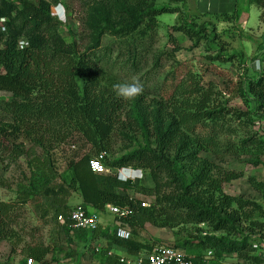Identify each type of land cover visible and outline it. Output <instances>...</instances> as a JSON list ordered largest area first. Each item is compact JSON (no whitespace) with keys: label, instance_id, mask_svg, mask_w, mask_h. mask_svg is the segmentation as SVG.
Returning a JSON list of instances; mask_svg holds the SVG:
<instances>
[{"label":"trees","instance_id":"obj_1","mask_svg":"<svg viewBox=\"0 0 264 264\" xmlns=\"http://www.w3.org/2000/svg\"><path fill=\"white\" fill-rule=\"evenodd\" d=\"M51 1L56 0H0V18H5L4 32L0 33V91L10 94L9 99L0 101V111L4 114L0 117V138L21 133L33 144L43 145L47 139L45 134H50L48 142L51 143L65 141L76 133L94 148V156L82 154L67 161L69 176L63 183L42 185L41 194L55 221L59 213L68 215L72 206H69L67 197L77 190L80 203L90 212L103 214L106 204L132 210L119 218L113 216V220L130 228V238H118L110 225L107 228L114 244L129 255L149 251L154 245L132 239V227L142 228L146 222L157 227L202 224L207 226L208 232L201 231L194 236L203 250L212 249L218 258L234 253L240 261L218 264H264V256L257 253L261 243L253 242L254 238L264 236L263 206L225 192L223 183L242 174L227 172L218 176L214 173L217 165L200 155L201 151H207L219 160L227 154L252 152L264 155V46L260 54L263 70L256 77L245 75L228 88L229 93L234 92V98L242 100L244 108H211L208 106L209 93L199 84L176 95L175 89L165 93L167 80L161 82L159 99L152 100L156 104L154 118L159 124L153 134L154 145L107 160L111 168L130 164L145 169L153 183L145 188L131 179L121 181L114 174L92 171L89 166V160L105 150L115 126L122 123L120 116L124 102L115 89L103 83V66L108 65L111 70L116 63L121 67L129 64L135 70L141 63L140 57L152 44L151 34L148 35L149 41L145 42L146 33L157 27V18L162 14L176 13L180 20L171 26L168 34L173 46L169 52L172 56L180 49L175 33L189 38L192 41L189 48L192 49L212 30L207 32L208 25L188 20L181 6L185 0H169L174 6L167 3L156 5L155 0H139L132 6L133 26L119 30L120 35L135 34L136 37L127 48V58L120 60L119 55L112 57L109 48L79 51L74 40L66 41L51 13ZM252 1L263 8L262 16L264 1ZM211 15L232 23L239 12L233 10ZM102 16L107 21L104 13ZM140 24H143L142 28ZM21 39H24L23 45H20ZM233 55L220 51L207 58L210 63L222 64L232 62ZM238 57L241 59L240 55ZM106 75L111 83H116L111 72ZM239 128H243L245 134L235 142L231 137L237 135ZM224 133L228 134L227 140L220 141L218 137ZM13 147L14 157L25 151L22 143ZM248 181L264 195L263 181H256L254 177H249ZM130 190L147 192L154 199L142 206L141 200L134 198ZM14 221L12 205L0 202V239L9 238L10 225ZM61 227L71 229L68 225ZM73 231L85 235L97 232ZM174 245L193 254L185 246ZM48 252V247L42 244L27 246L23 250L27 258L42 263H45ZM195 257L202 263L197 255ZM107 264L123 263L114 259Z\"/></svg>","mask_w":264,"mask_h":264},{"label":"rangeland","instance_id":"obj_2","mask_svg":"<svg viewBox=\"0 0 264 264\" xmlns=\"http://www.w3.org/2000/svg\"><path fill=\"white\" fill-rule=\"evenodd\" d=\"M137 1L139 0H56L50 2V9L60 34L66 41L74 40L79 51L109 48L112 57L119 55V59L124 60L127 58L128 46L136 37L135 34L120 35L119 30H127L133 26L135 20L131 15L132 6ZM219 1L221 0H185L181 5L189 21L194 20L198 25H208L207 32L212 30L200 40L197 47L190 49L192 41L181 33H175L180 49L174 52L173 56L170 55L173 46L168 40V34L171 26L178 24L180 20L176 13L162 14L157 18V27L146 33L145 42L149 41L148 35L151 34L152 44L148 52L140 57L141 63H138L135 70L129 64L121 67L116 63L111 70L108 65L103 66L105 69L103 83L113 89L116 84L130 83L133 79H138L144 85L142 95L131 100L121 98L124 102L120 116L122 123L115 126L105 150L101 151L105 165L108 166L107 160H115L126 152L154 145L153 134L158 130L159 124L154 118L156 104L152 100L159 99L158 88L163 81L167 80L165 84H168L165 93H171L175 89L178 95L182 90H192L199 84L209 93V107L244 108L242 100L234 98V92L229 93L228 88H231V83L245 75L256 77L263 70L260 59L264 46V14L260 16L263 8H258L252 0H239L237 10L240 15L231 23L219 20L217 15L216 17L211 15L234 9L233 0H226L224 5L222 2L219 4ZM155 3L175 5L169 0H155ZM180 4L179 2L178 5ZM103 13L107 21L103 18ZM120 17L124 19L121 20ZM4 21L5 18H0V33L4 32ZM142 27L143 24H140V28ZM20 43L23 45L24 39H21ZM220 51L227 55L234 54L232 62L210 63L207 57L215 56ZM108 72H111L116 83H111L108 79L106 75ZM9 98V93L0 91V101ZM3 115L0 111V117ZM244 132L243 128H239L237 135L232 136L231 140L236 142L245 134ZM49 136L50 134H45L47 139L43 145L33 144L21 133L0 138V202L12 205L15 219L10 225L12 231L9 238L0 239V264L5 262L26 264L27 256L23 250L35 244L48 247L49 252L44 258L48 264H80L83 259L90 258L92 264H102L104 261L109 263L114 259L122 263L124 257L129 254L116 246L111 236L107 234L108 225L112 228L116 224L112 214L106 211L103 214L96 213L100 220L97 232L95 235H85L61 227L55 221L53 212L48 210L47 201L41 194L42 185L63 183L69 176L66 163L70 158L82 154L90 156L96 154L94 148L76 133L65 141L52 140L51 143L48 142ZM227 137L228 134L224 133L218 138L220 141H226ZM19 143L23 144L25 151L14 157L13 145ZM200 155L217 165L214 173L218 176L219 174L224 176L227 172L242 174L223 183L225 192L256 201L264 208V195L255 190L248 181L249 177H254L256 181L264 182V155L252 152L238 155L221 154L224 157L222 160L207 151H201ZM122 167L134 171L122 175L121 178L117 172L121 166L112 167L111 172L107 173L116 175L121 181L131 179L135 184L145 188L153 186L145 169L130 164ZM129 193L140 200L154 199L152 194L143 191L130 190ZM67 202L69 206L80 202L79 191H72L67 197ZM255 217L258 218L257 215ZM134 230L138 233H133ZM201 231L208 232L207 226L180 224L176 227H157L146 222L142 228L132 227V239L146 244L185 246L204 264L240 262L234 253L224 254L218 258L212 249L203 250L194 236ZM259 241L261 244L257 253L264 256V236L253 240L258 245ZM95 247H98L99 251L95 250ZM33 264L41 263L35 261Z\"/></svg>","mask_w":264,"mask_h":264},{"label":"built area","instance_id":"obj_3","mask_svg":"<svg viewBox=\"0 0 264 264\" xmlns=\"http://www.w3.org/2000/svg\"><path fill=\"white\" fill-rule=\"evenodd\" d=\"M103 154L99 153L89 160V166L95 172H111V167L105 165L102 161ZM134 170L121 167L117 170L118 177L133 172ZM146 204L145 200H141V205ZM106 212L113 216L122 217L126 214L132 213V210L127 207H119L112 204H106ZM56 222L61 226L68 225L71 229H84L92 232L97 229L99 217L95 212H90L80 202L72 206L67 216L59 213L56 216ZM115 225L112 226L113 234L121 239H128L131 237L130 228L123 225L119 220H115ZM97 251L98 247H95ZM194 254L187 253L184 249L175 246L174 244L156 243L149 251H141L134 255H128L122 260L123 264H202L195 259ZM205 260V258H204ZM33 258H26V264H33ZM41 264H48L47 262ZM80 264H87L81 262Z\"/></svg>","mask_w":264,"mask_h":264},{"label":"clouds","instance_id":"obj_4","mask_svg":"<svg viewBox=\"0 0 264 264\" xmlns=\"http://www.w3.org/2000/svg\"><path fill=\"white\" fill-rule=\"evenodd\" d=\"M114 88L116 94L125 100L134 99L135 97L142 95L144 92V85L138 79H133L130 83H118Z\"/></svg>","mask_w":264,"mask_h":264},{"label":"crops","instance_id":"obj_5","mask_svg":"<svg viewBox=\"0 0 264 264\" xmlns=\"http://www.w3.org/2000/svg\"><path fill=\"white\" fill-rule=\"evenodd\" d=\"M225 1L226 0H221V1H219V4L222 2V5H224L225 4ZM239 0H233V6H234V9H232L231 11H222V12H232L233 10H237V2H238ZM250 4H252V3H250ZM256 4V3H255ZM222 5H219V7L220 6H222ZM258 7V6H257ZM259 8V7H258ZM239 15H240V12H239ZM246 20H247V17L245 18ZM246 23H247V21H246ZM79 203V202H78ZM100 221V220H99ZM83 262H85V263H87V264H92L91 263V258L90 259H83ZM102 264H107V262L106 261H104Z\"/></svg>","mask_w":264,"mask_h":264}]
</instances>
